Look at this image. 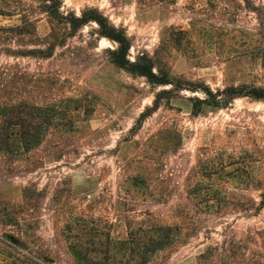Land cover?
I'll use <instances>...</instances> for the list:
<instances>
[{"label": "rangeland", "instance_id": "374dc122", "mask_svg": "<svg viewBox=\"0 0 264 264\" xmlns=\"http://www.w3.org/2000/svg\"><path fill=\"white\" fill-rule=\"evenodd\" d=\"M57 1L64 15L98 10L127 33L131 61L147 55L177 88L161 94L171 87L116 67L107 51L117 45L95 23L67 37L39 0H0V28L35 24L0 41V66L14 67L18 100L58 124L17 162L0 156V240L22 236L54 264H78L69 225L114 241L171 227L151 264H264V101L216 107L200 91L264 89V0ZM50 35L64 40L51 57L27 56L48 50Z\"/></svg>", "mask_w": 264, "mask_h": 264}, {"label": "trees", "instance_id": "16d2710c", "mask_svg": "<svg viewBox=\"0 0 264 264\" xmlns=\"http://www.w3.org/2000/svg\"><path fill=\"white\" fill-rule=\"evenodd\" d=\"M39 1L45 4L50 17L69 32L67 37L75 36L85 26L95 23L98 27L96 31L98 39L107 38L117 45L115 49L107 51L111 62L116 67L142 76L155 86L171 87V90H163L161 94H169L173 88H177L174 82L162 78L156 73L154 63L147 55L144 54L137 57L135 61H131L129 59L131 41L127 33L123 29L113 26L108 18L98 10L86 9L80 16L74 13L64 15L60 14L58 7L50 5L53 2L58 3L57 0ZM0 15L6 16L8 14L0 12ZM34 25L31 18L24 16L21 25L0 28V41L12 42L15 40L14 37L33 34L34 30L33 32L31 30L35 28ZM50 40L52 44L48 50H32L27 52V56L51 57L54 49L61 46L64 40H59L54 35H50ZM4 51L6 55L12 57L18 55V52L12 48ZM15 76L14 67L0 66V156L8 158L14 163L23 158L24 155L37 149L51 127L58 126L54 122L55 118L50 115V108L33 106L28 101L18 100L14 91L16 88L14 86ZM192 91H197V89ZM200 91L206 97H213L215 101L210 102L211 105L216 107H224L233 100L242 97L264 101V89H252L250 92H245L232 87L218 92L216 95L208 88ZM223 94L225 98L218 99L217 96ZM155 104H157V101ZM16 169L15 166L11 168L12 171ZM25 192L27 191L24 190L23 192L24 201L30 200L31 198ZM262 205L264 207V202ZM75 226L83 232L81 233L82 236H73L76 230ZM81 227H83L81 224H74L73 227L69 225L68 233L70 235L66 238L68 250L78 264H151L157 253L164 251L173 243V239L170 238V232L173 231L171 227L157 228L153 236L144 238L139 236L142 232L141 229L130 228L129 238L125 241L112 240L111 236L105 234L103 229H99V227L89 229L90 232H84L87 228ZM166 232H169V234ZM7 238L8 240H5V242L0 240V243L6 245V248L15 249L16 252L14 254L7 249L2 250L3 255L0 256L2 264H54L55 260L51 257L49 250L44 249L41 245L35 242L28 243L22 236L20 238L13 236ZM200 259L205 262L207 255L202 254Z\"/></svg>", "mask_w": 264, "mask_h": 264}]
</instances>
